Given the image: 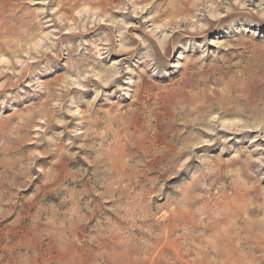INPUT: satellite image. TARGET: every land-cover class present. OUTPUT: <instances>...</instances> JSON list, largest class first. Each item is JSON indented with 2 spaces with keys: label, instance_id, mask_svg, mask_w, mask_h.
<instances>
[{
  "label": "rangeland",
  "instance_id": "1",
  "mask_svg": "<svg viewBox=\"0 0 264 264\" xmlns=\"http://www.w3.org/2000/svg\"><path fill=\"white\" fill-rule=\"evenodd\" d=\"M0 264H264V0H0Z\"/></svg>",
  "mask_w": 264,
  "mask_h": 264
}]
</instances>
